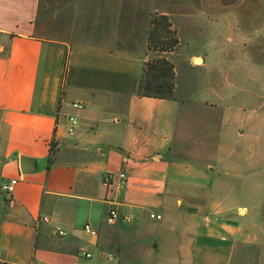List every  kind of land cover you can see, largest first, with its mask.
<instances>
[{
    "label": "crops",
    "instance_id": "crops-1",
    "mask_svg": "<svg viewBox=\"0 0 264 264\" xmlns=\"http://www.w3.org/2000/svg\"><path fill=\"white\" fill-rule=\"evenodd\" d=\"M134 3L0 0V179L19 180L12 200L0 195V264H233L240 244L229 236L239 228L204 222L213 190L201 180L217 185V176L196 166L188 183L171 173L182 160L177 143L186 141L178 95L138 96L157 12L140 16ZM107 109L127 123L123 140L102 149L95 140ZM71 115L74 135L66 131ZM22 157L38 161V172L24 175ZM121 171L124 188L105 184L106 173ZM113 206L131 223L109 224Z\"/></svg>",
    "mask_w": 264,
    "mask_h": 264
},
{
    "label": "rangeland",
    "instance_id": "rangeland-1",
    "mask_svg": "<svg viewBox=\"0 0 264 264\" xmlns=\"http://www.w3.org/2000/svg\"><path fill=\"white\" fill-rule=\"evenodd\" d=\"M134 1L140 16L166 12L178 31V50L162 54L175 64L179 130L186 140L177 143L182 160L171 173L188 183L195 181L196 166L217 176V185L201 180L213 190L205 225L239 228L229 236L240 244L233 264H264V0H127ZM104 112L95 140L102 149L123 140L127 123L124 114L119 123L111 109Z\"/></svg>",
    "mask_w": 264,
    "mask_h": 264
},
{
    "label": "trees",
    "instance_id": "trees-1",
    "mask_svg": "<svg viewBox=\"0 0 264 264\" xmlns=\"http://www.w3.org/2000/svg\"><path fill=\"white\" fill-rule=\"evenodd\" d=\"M170 16L152 14L150 30L147 36L148 58L144 64L143 73L138 82L139 97L170 100L176 97L175 64L169 56L180 47L178 31ZM152 54H157L153 56ZM55 154L54 145L51 147L49 159Z\"/></svg>",
    "mask_w": 264,
    "mask_h": 264
},
{
    "label": "built area",
    "instance_id": "built-area-1",
    "mask_svg": "<svg viewBox=\"0 0 264 264\" xmlns=\"http://www.w3.org/2000/svg\"><path fill=\"white\" fill-rule=\"evenodd\" d=\"M73 108L77 110H81L85 107V105L81 102H75L72 104ZM78 127V118L74 115L68 117V125L66 127V131L69 135H74L76 129ZM117 181L120 189L124 188L127 183V175L125 172L121 171L117 174L106 173L104 176V182L107 185H111L113 181ZM19 180L17 178L12 179H0V195L3 196L7 200H12L16 186ZM151 218L161 219V215H157L155 213H151ZM41 221L45 223H49L50 219L48 217H42ZM132 217L131 215H124L121 213L120 209L117 206H113L108 213L107 222L111 225L117 223L128 224L131 223ZM85 231L92 235H97V232L91 227L90 224H86L84 227ZM67 233L63 230L58 232V235L65 236ZM0 254H1V246H0ZM85 257H91L92 255L89 253H82Z\"/></svg>",
    "mask_w": 264,
    "mask_h": 264
},
{
    "label": "water",
    "instance_id": "water-1",
    "mask_svg": "<svg viewBox=\"0 0 264 264\" xmlns=\"http://www.w3.org/2000/svg\"><path fill=\"white\" fill-rule=\"evenodd\" d=\"M195 63H199L202 62L201 58H196ZM38 161H36L35 159L32 158H28V157H22L21 158V171L24 175H28V174H33L38 172V170L40 169V167H38ZM244 210H242L243 212Z\"/></svg>",
    "mask_w": 264,
    "mask_h": 264
}]
</instances>
